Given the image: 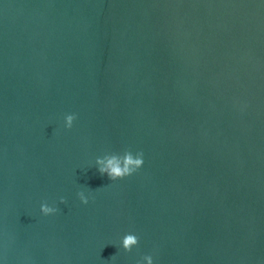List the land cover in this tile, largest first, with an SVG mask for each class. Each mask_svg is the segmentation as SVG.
I'll list each match as a JSON object with an SVG mask.
<instances>
[{
    "label": "water",
    "instance_id": "95a60500",
    "mask_svg": "<svg viewBox=\"0 0 264 264\" xmlns=\"http://www.w3.org/2000/svg\"><path fill=\"white\" fill-rule=\"evenodd\" d=\"M146 255L264 264V0H0V264Z\"/></svg>",
    "mask_w": 264,
    "mask_h": 264
},
{
    "label": "clouds",
    "instance_id": "9594fccd",
    "mask_svg": "<svg viewBox=\"0 0 264 264\" xmlns=\"http://www.w3.org/2000/svg\"><path fill=\"white\" fill-rule=\"evenodd\" d=\"M77 119L76 114H67L65 116V127L71 129L74 122ZM144 153L142 151L135 154L129 149L123 154L110 153L104 155L102 158L98 157L96 164L98 165V171L101 175L107 174L111 181L121 180L125 177L131 176L136 173L144 164ZM78 197L85 205L89 203V195L85 194V191L78 192ZM61 202L66 203V199L61 197ZM41 211L44 215H53L59 211L58 208L50 206L47 202L41 205ZM139 244V237L136 234H126L122 239V247L124 250L131 252L134 247ZM115 256V255H114ZM112 256L111 258H113ZM146 261L147 264H154L153 256L146 255L137 264H143Z\"/></svg>",
    "mask_w": 264,
    "mask_h": 264
}]
</instances>
